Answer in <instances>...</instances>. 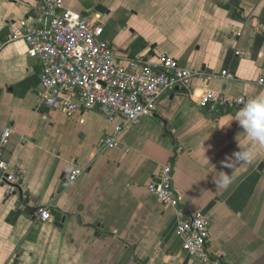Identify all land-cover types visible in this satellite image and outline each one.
Listing matches in <instances>:
<instances>
[{"label":"crops","instance_id":"crops-1","mask_svg":"<svg viewBox=\"0 0 264 264\" xmlns=\"http://www.w3.org/2000/svg\"><path fill=\"white\" fill-rule=\"evenodd\" d=\"M38 5L0 0V133L13 129L4 157L24 184L11 197L0 186V264H208L186 256L177 211L148 189L172 161L182 205L207 220L211 257L264 264V149L231 173L222 162L251 146L235 121L244 105L220 112L198 105L205 88L245 104L264 95V0H63L103 24L118 56L167 54L207 73L190 90L163 96L153 117L126 126L107 151L101 141L121 119L40 107L41 64L23 40H12ZM224 70L235 79H223ZM74 168L83 173L65 187ZM220 171L233 176L226 188L215 184ZM40 205L51 206V221L35 220Z\"/></svg>","mask_w":264,"mask_h":264},{"label":"built area","instance_id":"built-area-1","mask_svg":"<svg viewBox=\"0 0 264 264\" xmlns=\"http://www.w3.org/2000/svg\"><path fill=\"white\" fill-rule=\"evenodd\" d=\"M12 40H23L28 57L41 64L40 107L69 116L79 111H99L110 122L117 119L124 122L103 139L101 149L104 151L117 148L126 126L153 117L163 96L180 89L190 90L196 78L207 74L185 68L167 54L118 56L115 46L105 38L103 24L92 23L88 16L65 9L63 0H39L35 16L19 22ZM221 76L225 80L235 79L228 70L222 71ZM260 84H264V78ZM244 104V97L233 98L207 88L198 100L201 108L212 112ZM12 134L11 127L0 133V186L7 197L24 191L19 168L4 157ZM82 173L74 168L64 186L75 183ZM174 173V161L165 164L150 181L149 191L164 206L177 211L176 234L182 239L187 257L208 264H224L210 255L206 218L190 214L182 205L174 187ZM34 216L37 222L51 221V206H38Z\"/></svg>","mask_w":264,"mask_h":264},{"label":"clouds","instance_id":"clouds-1","mask_svg":"<svg viewBox=\"0 0 264 264\" xmlns=\"http://www.w3.org/2000/svg\"><path fill=\"white\" fill-rule=\"evenodd\" d=\"M235 121L244 130L243 134L248 138L251 146L240 149L222 162L224 167L232 170L231 173L235 171V166L256 162L260 150L264 149V95H258L244 104L235 114ZM214 181L217 188H226L233 182V176L220 171L219 177L214 178Z\"/></svg>","mask_w":264,"mask_h":264},{"label":"water","instance_id":"water-1","mask_svg":"<svg viewBox=\"0 0 264 264\" xmlns=\"http://www.w3.org/2000/svg\"><path fill=\"white\" fill-rule=\"evenodd\" d=\"M264 169V164L262 163L260 166H259V168H258V170L259 171H262ZM65 222V219L61 222V223H57L56 225H58L59 227H63V223Z\"/></svg>","mask_w":264,"mask_h":264},{"label":"rangeland","instance_id":"rangeland-1","mask_svg":"<svg viewBox=\"0 0 264 264\" xmlns=\"http://www.w3.org/2000/svg\"><path fill=\"white\" fill-rule=\"evenodd\" d=\"M104 119V118H103ZM81 135H84V134H81ZM79 139H81V141H83V138H79ZM102 142V141H101Z\"/></svg>","mask_w":264,"mask_h":264}]
</instances>
